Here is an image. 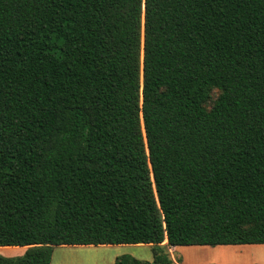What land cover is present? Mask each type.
<instances>
[{
  "label": "trees",
  "instance_id": "16d2710c",
  "mask_svg": "<svg viewBox=\"0 0 264 264\" xmlns=\"http://www.w3.org/2000/svg\"><path fill=\"white\" fill-rule=\"evenodd\" d=\"M120 244H264V0H0V264Z\"/></svg>",
  "mask_w": 264,
  "mask_h": 264
},
{
  "label": "rangeland",
  "instance_id": "374dc122",
  "mask_svg": "<svg viewBox=\"0 0 264 264\" xmlns=\"http://www.w3.org/2000/svg\"><path fill=\"white\" fill-rule=\"evenodd\" d=\"M216 95V91L211 93L207 106H210ZM168 247L174 246H164L169 256L175 259L173 264H264V244L176 246L172 251ZM22 249L24 247H0V254L16 256ZM54 250L51 264H114L115 257L122 254L156 264L152 262L148 244L77 246L60 250L55 247Z\"/></svg>",
  "mask_w": 264,
  "mask_h": 264
},
{
  "label": "crops",
  "instance_id": "0c3cea01",
  "mask_svg": "<svg viewBox=\"0 0 264 264\" xmlns=\"http://www.w3.org/2000/svg\"><path fill=\"white\" fill-rule=\"evenodd\" d=\"M78 245H63V246H55V247H58L59 248V250L60 249H64V248H75V247H77ZM9 247H24V249H22L21 251V253H16L17 255H21L23 252H24V250L26 249V247L25 246H9ZM55 247H54V249H55ZM167 247V246H166ZM170 247H172V246H170ZM175 247V246H174ZM174 247H172V248H169V250H173V248ZM13 250H18V249H13ZM171 250V251H172ZM54 252H55V250H53V252H52V255L54 254ZM62 252V251H61ZM4 256H6V255H4ZM15 256V255H14ZM170 258L172 259V261H175V259L170 255ZM51 259H52V257H51ZM50 264H51V261H50ZM173 264V263H172Z\"/></svg>",
  "mask_w": 264,
  "mask_h": 264
}]
</instances>
